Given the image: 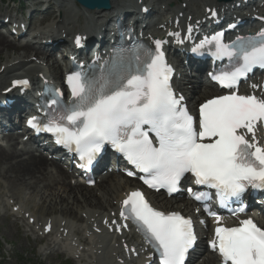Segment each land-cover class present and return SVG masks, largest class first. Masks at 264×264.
Wrapping results in <instances>:
<instances>
[{
    "label": "snow or ice",
    "instance_id": "snow-or-ice-1",
    "mask_svg": "<svg viewBox=\"0 0 264 264\" xmlns=\"http://www.w3.org/2000/svg\"><path fill=\"white\" fill-rule=\"evenodd\" d=\"M221 35L199 47L215 42L218 58L242 60L235 71L213 77L225 88H237L254 66L264 67V31L230 45L222 42ZM76 42L80 43L79 38ZM155 44V52L144 49L131 59L121 57L98 78L80 72L69 75L73 102L64 106L63 115L43 127L35 119L29 123L79 153L84 161L81 167L90 166L104 145L110 144L145 174L141 179L150 188L176 192L185 175L191 174L196 184L216 189L222 205L239 198L248 186L264 188V146L257 139L258 126L264 127V98L232 92L209 99L200 105L197 121L170 84L173 69L161 51L162 41ZM15 83L27 85L28 81ZM60 96L55 93L50 103L60 104L56 98ZM120 215L138 225L160 253L162 264H184L195 242L190 218L156 210L138 190L123 200ZM209 215L216 216L210 210ZM215 237L211 247L224 264H264V228L252 219L242 220L239 227L218 226Z\"/></svg>",
    "mask_w": 264,
    "mask_h": 264
},
{
    "label": "bare ground",
    "instance_id": "bare-ground-1",
    "mask_svg": "<svg viewBox=\"0 0 264 264\" xmlns=\"http://www.w3.org/2000/svg\"><path fill=\"white\" fill-rule=\"evenodd\" d=\"M152 2L153 6L150 8L148 3L142 2L140 9L142 10L148 5L149 13L145 12V14L155 15V18L158 19L164 17V15L167 18L156 20L153 24L149 23L146 26L145 30L149 34L147 39L150 42H153L152 37L155 31L159 32L160 35H164L165 38L174 26L175 20H179L180 23L177 31L180 27L184 29L187 25H191L192 22H194V25L201 24V20L205 17V9L207 7L214 9L218 5L216 0H180V2L176 0H153ZM172 2H174V7H168V4L170 5ZM185 3L187 5L184 7L183 4ZM69 4H71L70 1L65 0L59 5L57 9L60 14L59 19H54L53 23L47 26L49 29L42 28L38 30L35 26V31L32 32L34 38L42 34L44 36H39L40 40L51 38L56 41L55 38L59 35L62 36V33L68 38L77 31H84L83 34H90L93 29L102 31L105 21L118 15L129 16L130 10L138 6L139 1L136 0L127 4L125 0H113V6L108 11L92 12L85 10L86 13H83V16L85 24L90 22L88 25H79L80 9L77 4H71V6L76 7V12L71 8L66 9ZM158 4L160 7L155 10L154 5ZM48 8L50 7L48 6ZM256 10L258 12L256 15H264V5L257 6ZM171 13H173L174 19L168 21V15ZM179 13H183V18H180ZM236 13H239V16L242 14L237 11H229L225 15L230 14L237 20L239 16ZM52 15L53 10L44 17ZM158 15L159 17H157ZM34 19L35 17L31 21H34ZM55 24L58 25L60 32ZM17 43V41L11 40L10 37L0 32V56L2 54L6 55V57L4 56L5 59L0 61V95H2V90H7L10 87L12 80L21 74L32 77L44 75L55 82L63 83L62 65L56 60L52 61L55 47L50 46L42 49L30 45L26 41ZM33 56L36 57V60H33ZM186 72L183 80L179 82L178 88L184 92L190 107L194 109L200 101L214 96L217 89L206 78L201 79L200 74L193 77L191 74H186ZM16 95V91H13L8 96L15 97ZM18 98L15 99L10 109L0 110L2 119L10 124L7 128H17V130L21 129V126L20 123L13 120L14 115L16 113L23 115L27 111V109L24 110L23 100ZM5 120L0 119V128H5V125L8 126ZM19 135L18 131L11 130L5 137L11 142L10 146L8 148L0 146V189L3 190L4 188L9 192L6 194L7 197L10 194L5 199L7 206L14 207L18 205L22 193L29 190L32 194L40 195L41 199L39 200L43 201V205L41 203L42 206L40 207L42 215H45V217L51 214L60 215L55 218L54 216L50 217L47 220L39 218L36 215L37 213L31 215V217H36V223L38 227L41 224L42 229H45L48 224H53L51 238H48V246L44 251L52 252L56 247L61 248L64 253L68 252L79 259L78 261L86 262V264H119L122 259H125L121 254H124L127 248L130 252L134 248L139 251V244L133 239L134 236L132 237L131 233L115 236L108 233L109 228H105L106 224H111L117 219L121 200L128 195L133 187H136V180L125 176L118 178L115 173H108L98 176L100 180L97 190L79 182L73 183L72 179L74 177H72L68 167L61 165L58 161L49 160L42 153L37 155L35 150L27 146L28 143H23V146L19 147L20 143L17 142ZM3 184H5V187ZM32 196L34 197V195ZM161 197H163L162 194H158L151 198L156 205L163 209L181 210L179 205L181 202H185L188 206L192 205L185 198L162 199ZM2 198L4 197L2 196ZM12 215L19 218L20 213L13 211ZM24 216L23 214L22 218H25ZM260 223L264 226V221H260ZM26 227L28 231H32L35 235V240L40 241L45 238L36 228ZM98 232L101 233L98 234ZM122 240L125 241L122 242ZM204 243L201 240V253H199L197 259L195 257L192 264L197 262H201V264H219L218 258L212 253L204 258L206 257ZM68 245L74 251L69 250ZM134 261H139V264L145 262L143 257L141 260Z\"/></svg>",
    "mask_w": 264,
    "mask_h": 264
},
{
    "label": "rangeland",
    "instance_id": "rangeland-1",
    "mask_svg": "<svg viewBox=\"0 0 264 264\" xmlns=\"http://www.w3.org/2000/svg\"><path fill=\"white\" fill-rule=\"evenodd\" d=\"M125 1H126V3H128L131 0H129V1L125 0ZM18 6H19V3L14 2L12 0H0V9L2 10V15H9V14L18 15V16L21 15V13L16 11V8ZM48 6L50 7V10L48 11L49 13L51 12V10H53V15L55 12H58L57 9L56 10L53 9V6H51V4ZM69 8H71L72 10H75V12L77 11L76 7H74V6H71ZM15 11H16V13H15ZM52 16H48V17L51 18ZM33 18H34V16L31 19H33ZM44 18H46V17H43L41 20H43ZM54 19H56V18H54ZM88 24H90V22L89 23L87 22L85 25H88ZM49 25L50 24L46 25V27H44V28L49 29V28H47V26H49ZM55 26L58 28L57 24H55ZM58 30L60 32L59 28H58ZM17 44H19V42ZM4 56L6 57L5 54H2L0 56V58H1L0 61L5 59ZM33 57H35V56H33ZM202 78H203V80L205 79V74H201V79ZM3 186L5 187V184H3ZM94 189L97 190L98 188L96 187ZM5 190L6 189H4V188H3V190L0 189V192H1V195H0V247L2 248V252H1L2 254H0L2 261L0 262V264H78L75 261H78L79 259H76L73 255H71L68 252L64 253L63 249H61V248L59 249L56 247V249L52 252V254L49 253L50 251H44V249H46V241H42L43 239L40 240L42 242L35 240V235L32 233V231L27 230L26 225L24 227V226H22V224L17 223L18 219H21V221L27 223V220L25 218H22L23 215L20 214L21 217L19 216V218L14 216L16 218V220H15V218L12 217L13 211H12V213H10L12 216L7 213V210H8V212L10 211L11 205H8V206L6 205L5 199L8 198L10 194H8V197H7L6 194L9 192H7V190L6 191ZM32 195H34V197ZM2 196L4 198H2ZM38 196L40 197V195L32 194V192L29 190L24 191L22 193L21 198L19 199L20 203H22V204H20V206H22L23 208L27 207L25 212L31 211L32 214L37 213L36 215L39 218H41L42 216H43V218L53 217L54 214L53 215L51 214L50 216H46V217H45V215L41 214L40 207L43 205V201L42 200L40 201L39 199H41V197L39 198ZM15 201H14V203H15ZM41 203H42V205H41ZM31 213L29 215L30 217L32 215ZM59 216L60 215L56 214L54 217H59ZM35 219H36V217H35ZM14 223H16V224H14ZM11 224L14 225V227H12ZM26 230L28 232L32 233L34 235V238H33V236H31V235L29 236V234L25 233V232H27ZM26 235H27V237H25ZM50 238H51V236H50ZM47 246H48V242H47ZM42 249H43V251H42ZM55 251H57V252H55ZM43 253H45V254H43ZM56 254H58V255H56ZM59 254H61V255H59ZM62 254H69L70 256L75 258V261L73 259L68 258L65 255H62ZM78 262H81V261H78ZM84 263L86 264V262H81V264H84Z\"/></svg>",
    "mask_w": 264,
    "mask_h": 264
},
{
    "label": "water",
    "instance_id": "water-1",
    "mask_svg": "<svg viewBox=\"0 0 264 264\" xmlns=\"http://www.w3.org/2000/svg\"><path fill=\"white\" fill-rule=\"evenodd\" d=\"M77 1L90 9H94V8L106 9L110 7V0H77Z\"/></svg>",
    "mask_w": 264,
    "mask_h": 264
}]
</instances>
